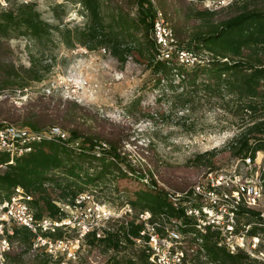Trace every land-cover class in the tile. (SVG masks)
I'll list each match as a JSON object with an SVG mask.
<instances>
[{"label": "trees", "instance_id": "1", "mask_svg": "<svg viewBox=\"0 0 264 264\" xmlns=\"http://www.w3.org/2000/svg\"><path fill=\"white\" fill-rule=\"evenodd\" d=\"M193 1L72 0L80 4L84 18L73 27L63 20L60 23L45 20L33 1L15 3L10 8L0 4V95L3 96L0 129L13 125L43 134L58 128L69 135L67 139L55 135L31 141L24 147L30 150L21 155L0 151V203L10 199L15 189L21 187L32 194L31 205L38 217H59L60 209L55 202L58 199L53 197L56 190L62 197L59 200L73 201L92 187L131 174L138 180L149 179V183L146 188L135 191L129 204L137 210H149L154 217L165 212L171 219L181 220L183 232H196L201 237L206 258H201L200 250L191 260L192 264H264L244 251L230 253L218 244L219 234L215 231H197L193 220L169 196L167 188L191 194L200 179L192 178L191 174L199 171L201 159L213 152L198 154L189 162V165L195 163L194 170L182 171L156 159L150 148L137 146L136 138L133 139L126 126L99 118L77 101L64 100L62 96L55 99L45 92L22 106H17L12 99L17 92L23 93L35 82L45 80L51 71L48 60L54 59L52 49L57 39L67 48L80 45L90 51L103 49L122 65L130 58L138 60L139 56L155 76L156 87L178 78L180 85L202 86L207 95L220 98L226 110L239 116L240 126H246L236 135L241 146L235 154L243 160L248 156L255 158L257 152H264V1L261 5L240 8L238 3L249 0H234L226 6L204 10L198 9ZM158 10L172 28L177 48L206 52L203 63L183 66L173 58H159L161 49L153 32ZM20 37L28 41L29 66L17 63L16 51L10 44L11 39ZM169 87L174 88L172 84ZM14 143L22 146L18 138ZM126 143L142 149V157L148 158L150 166L134 163L125 151ZM207 164L206 169H212ZM261 213L250 209L240 211V216L255 215L263 221L252 223L249 217L246 219V223L254 224L250 230L252 235L264 234ZM116 225L112 235L97 238L91 234L94 237L90 241L117 249L124 243L135 245L130 236L140 235L144 227L136 220ZM7 238L10 249L3 252L5 262L23 264V255L33 250L34 234L28 228L14 225L13 233L7 234ZM18 247L20 251L16 252ZM34 257V264L54 261L44 249L38 250ZM139 261L151 264L144 249ZM55 262L60 264L59 260ZM127 264H136V261L130 259Z\"/></svg>", "mask_w": 264, "mask_h": 264}, {"label": "rangeland", "instance_id": "2", "mask_svg": "<svg viewBox=\"0 0 264 264\" xmlns=\"http://www.w3.org/2000/svg\"><path fill=\"white\" fill-rule=\"evenodd\" d=\"M10 1L0 0V4L4 8H10L22 1L35 2L42 17L52 23H60L63 20L73 27L84 20L80 4L73 3L72 0ZM233 1L194 0L193 2L198 9L204 10L226 6ZM263 1L249 0L245 4L240 2L238 7L246 5L253 7L261 5ZM10 44L16 51L17 63L29 66L27 39L13 38ZM203 54L201 57H206V52ZM52 55L54 59L48 60L52 64L51 71L46 74L45 80L35 82L27 91L13 95L12 99L17 106L35 99L43 92L54 95L55 99L62 96L64 100L77 101L93 113H97L99 118H106L110 122L126 126L133 139L136 138L137 146L150 148L156 159L161 160L165 165L180 167L182 171L194 170L195 163L189 165V162L198 154L213 152L212 155L207 157L205 155L201 159L199 171L192 173V178L199 179L210 170L227 171L236 165L241 168L242 173L255 172L260 160L264 166L262 151L259 155L256 154V157H259L257 164H252L248 168L243 164L242 157L235 154L241 146L236 135L246 126H240L239 116L226 110L220 98L207 95L205 87L180 85L178 78H174L173 82L165 81V86L156 87L155 76L139 56L138 60L130 58L125 65H122L103 49L90 51L80 45L76 48H67L59 39L53 45ZM170 84L174 88L169 87ZM48 89L51 91L48 92ZM2 97L0 95V99ZM128 144L126 143L125 146L132 161L144 167L150 166L148 158L142 157L144 156L142 149L134 143ZM206 163L212 169L207 170ZM148 183L149 179L138 180L129 174L127 177L92 187L87 191L93 192L96 199L105 204L113 215H121L122 206L135 197L137 189L146 188ZM59 192L56 190L53 194L58 200L62 198ZM130 206L133 208V215H130L132 218L129 216L127 218L137 220V215L142 210L135 209L131 204ZM252 210L264 213V195L259 205ZM248 217L249 222H263L255 215ZM248 217L241 215L240 219L245 222ZM116 224L115 220L108 222L104 228L105 236L102 235L100 238H105L108 234L112 235ZM76 235L74 230L60 232L61 237L71 240ZM262 236L264 238V234ZM93 237L90 235L79 243L77 259L69 261L68 264H127L130 259L140 264L142 247L124 243L117 249L110 244L90 241ZM190 239L189 237L184 245L189 254V262L192 264L191 260L196 252L189 250L190 246H193ZM16 244L15 242L14 247L17 246ZM1 250L0 244V264H7ZM18 251L20 247L16 249V252ZM36 253L38 250L24 254L22 263L34 264ZM53 260L50 264H57L55 258Z\"/></svg>", "mask_w": 264, "mask_h": 264}, {"label": "built area", "instance_id": "3", "mask_svg": "<svg viewBox=\"0 0 264 264\" xmlns=\"http://www.w3.org/2000/svg\"><path fill=\"white\" fill-rule=\"evenodd\" d=\"M153 32L161 49L159 58H173L183 66H193L206 60L207 54L202 58L203 53L177 48L174 32L161 10L157 11L154 18ZM55 135L63 139L69 136L67 132L58 128L38 134L9 125L0 129V151L8 150L21 155L30 150L24 148L25 144L42 138H53ZM17 138L22 146L14 143ZM125 151L127 152L126 147ZM260 152H257V155ZM258 159L259 157L248 156L242 160L248 168L252 164L256 165ZM258 163L255 172L247 170L249 172L242 173L238 165L227 171H209L192 187L191 194L188 191L179 193L168 188L167 190L175 206L181 207L184 214L193 220L197 231L202 233L208 230L215 231L219 234L218 244L230 253L244 251L264 263L262 234L252 235L250 233L252 224L240 221V211L254 209L264 195V166L261 160ZM32 200V194L18 187L10 199L0 203L2 254L10 249L7 234H12L13 226L17 225L28 228L34 234L33 250L44 249L55 260H59L60 264H68L69 261L77 259L79 243L82 240L87 239L91 234L100 238L104 235V228L108 222L112 220L119 223L128 222L127 216L132 218L130 215H133V208L129 203L122 206L123 214L113 215L112 211L97 200L91 191L78 194L73 201H55L60 209L59 217L49 215L38 217L31 205ZM261 216L264 219V213H261ZM136 222L142 223L144 227L140 235L130 237L135 245L142 247L148 253L151 264H190L189 254L184 245L189 237L193 243L189 250L193 253L201 250L199 252L201 258H206L201 247L203 240L196 232H183L181 220L171 219L165 212L154 217L149 210H142L137 215ZM71 230L77 233L73 240L57 236L61 231Z\"/></svg>", "mask_w": 264, "mask_h": 264}]
</instances>
